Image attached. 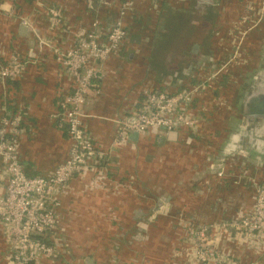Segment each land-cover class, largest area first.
Here are the masks:
<instances>
[{
  "label": "crops",
  "instance_id": "obj_1",
  "mask_svg": "<svg viewBox=\"0 0 264 264\" xmlns=\"http://www.w3.org/2000/svg\"><path fill=\"white\" fill-rule=\"evenodd\" d=\"M96 1L32 0L30 3H22L19 7L14 8L7 0H0V58L7 61L12 54L17 53L27 62L22 77L7 84L0 82V119L9 112H12L16 107L21 109L23 123H26L27 128L23 130V135L20 138L19 154L25 170L29 174L36 173L45 175L51 172L66 158L69 146L65 129L58 122L57 114L60 110L59 97L69 91L70 78L60 69L47 48H41L39 39L53 41L63 49L69 48L73 42V33L75 30L80 26L86 27L90 24L93 14L91 5L95 4ZM199 1H135L134 11L128 13L124 20L125 26L127 27V36L119 51L112 54L104 65V76L99 83L100 92L97 95L91 94L83 108L84 113L88 116V131L93 136L97 147L107 148L109 146L116 130L114 119L127 113L133 99L139 96L141 89L145 85L154 83V79H151L153 78V74L147 72L145 68V73H150H146L148 75L146 76L148 81L144 85H141L142 87L138 91L134 85L137 78L144 79L145 77H137V72L141 66L139 64L136 65V63L140 61L142 64H145L142 60L145 57L143 50L150 44L148 39L149 34L152 35V44L154 32L158 31L155 29L158 25V20L161 19V16L166 18L170 10L181 12L186 9L188 11L189 9L193 11L191 13L192 16H195L196 11H200ZM214 1V4L218 6V0ZM220 1L225 4L227 12H223V14L226 13V20L229 23L236 15L235 11L237 6L234 0ZM222 3L220 4L222 5ZM49 7L61 9L65 17V22L62 23V26L56 27L51 24L48 14ZM106 8L102 7L99 13L100 28L103 34L106 32L107 26L113 21L108 11L109 8ZM113 8L117 12L118 4L116 1ZM23 17L27 18L31 25L29 26L28 32L24 34L18 33L17 30V26L21 23ZM215 25H217L216 21ZM215 25L213 26L212 35L210 34L211 38L208 45L209 54H204L208 56L207 60L209 62L205 64L207 66L203 69L196 68L192 70L198 72L195 71L194 73L197 77L202 73L214 71L213 66L216 62L223 59V55L219 52L217 46V37L213 35ZM263 40L264 23L254 33L252 37L253 42L249 44V48L247 49L250 58L246 67L249 69L242 71L231 68L224 77L223 85L225 89H222V87L216 84L210 96L211 101L209 102L208 100V104L212 107L209 113L210 118L209 120L201 122L200 133L194 139L187 142L184 133L170 134L169 136L160 138L153 135L150 138L144 136L138 138L131 137L130 143L124 146L122 148L123 150H120L121 152L117 151L110 156L106 174L108 179L103 181V190H100L102 193L98 192L96 194L97 191L93 190V193L90 191L87 186L89 185L90 177L74 178L70 184V190H66L61 198V204L57 210V221L53 231L52 241H57L56 236L62 232L63 225L60 218H62L63 222H70L71 225L75 224L78 226L80 224L79 243H76L78 240H75L76 242L74 243L72 237L71 239L69 238V240L73 239L71 243L68 242L73 250V254L75 250L80 256L83 257L85 255L82 259L77 258L76 262L85 264L84 260L86 257H89L88 254L90 256L92 255L90 258H97L98 254L101 255L103 253L102 250H106V248L102 247L103 249H101L99 247V250L93 248L99 244V238L102 240V235L99 234L98 230L94 231L93 226H101V229L106 228L111 223L106 213L108 208L115 210L114 214L116 217H113L114 220L112 223L118 224V227L115 225L117 228L122 227V229L114 230L115 233L110 242L112 246H110V250L112 255L114 254L113 256L125 261L126 253L122 250H129L126 242L131 236L129 232L127 233L129 229L132 230L131 227H135L136 225L140 226L142 228L144 243L149 241L151 234L149 232L151 229H147L146 222L143 218L144 215L142 214L143 212L140 213L138 209L148 208L151 199V195L148 196V194H151L152 191L151 189H144L140 192L141 194L139 193L140 195H135L137 193L130 186H127L125 180L126 177L135 171L133 164H131L132 166L125 165L126 160L130 159L125 156L135 155V150L138 151L137 154L140 156V148L144 149V152H142L143 158H146L143 162L144 165L147 164L148 158H152L151 154L158 149L162 153L165 151L169 154L172 152L174 154L176 153L179 160L181 158L191 159L193 170H196L192 174H194L193 176L195 178L199 176L200 179L196 180V183L199 188H206V193L209 192V187L213 193L217 189L215 188L217 187L215 185L217 179L213 176L211 172L213 168H210L211 165L209 164H213L217 168L223 162L227 165L229 163L233 166L231 169H241L242 172H247L264 183V134L261 137L255 136L253 129L250 138L249 133L252 125H248L245 120V106L248 100L254 96L249 93V88L251 86L257 87L258 85L259 87H264ZM254 46L256 52H252ZM190 67L186 66L183 68L179 72L182 78L179 77L174 80L183 81L187 76H190ZM169 79H172V77ZM160 82L161 84H165L162 80ZM249 138L251 141L256 139V145L259 144L255 152L252 150L254 153L260 152V154H256V159H252L253 161L246 160L245 158L247 148L245 146H248ZM179 149L184 153H181ZM124 161L126 162L123 163ZM127 172L128 174H126ZM190 177L192 176L190 175ZM201 179H203V187L202 183H200L202 182ZM191 180L194 182V179ZM240 183L244 185L229 186L227 189H223V185L219 186L222 191L236 190L237 196H239V199H237L238 203L235 206L237 211L235 213L232 212L230 218L239 217V215L248 213L253 204L251 187L246 185L247 183L244 179ZM205 184H209V187L207 185L205 186ZM183 189L185 190V188ZM161 192L168 191L163 189ZM193 193L194 195H198L195 192ZM98 195L104 198L98 200ZM161 195H165L164 198L166 201L170 200V194L164 193ZM221 199L223 200L224 198H219V200L212 199L207 202H193L194 205L191 206L198 210L202 208L214 211L221 203ZM63 210L66 211L63 213ZM72 214H75L77 217L81 214V217H78L79 219L77 220ZM194 215L196 221L200 224L211 223V220H208V222L206 219H202L199 213H194ZM225 217H228V215ZM221 219L219 218L217 220L219 221ZM65 229L62 232L64 234H66ZM3 230L4 227L0 223V264H9V245ZM93 233H96L97 236H92L93 240L92 242L90 241L91 245L88 242V237ZM178 234L179 236L176 237L175 244H173L175 245L173 250L168 251L165 246L163 249L164 251L166 250L164 255H161L163 251L160 249L159 255L155 254L154 257H163L166 259L175 258L172 262L171 260H167V264L192 263L194 260V246L192 241L186 234H182V232H178ZM214 235L212 239L217 248L223 254L230 257L232 261L239 264H258L263 260V255L260 254L261 251L255 242L246 240L241 235L232 232L228 234L223 231H218ZM68 243L66 242V245ZM172 251L174 254H172ZM64 256L67 257L69 255L64 253ZM94 261L95 259H93V263ZM56 263V258L52 262L47 258H40L32 264ZM125 263L131 264L127 261Z\"/></svg>",
  "mask_w": 264,
  "mask_h": 264
},
{
  "label": "built area",
  "instance_id": "obj_2",
  "mask_svg": "<svg viewBox=\"0 0 264 264\" xmlns=\"http://www.w3.org/2000/svg\"><path fill=\"white\" fill-rule=\"evenodd\" d=\"M7 1L12 5L20 0ZM115 1L118 4L117 17L103 34L98 13L95 12L102 7H112ZM115 1L97 0L92 5L95 8L94 11L92 9L90 24L75 30L69 48L63 49L53 41L39 39L41 48H47L60 69L70 78L69 91L59 97L60 110L57 114L60 124L66 127L69 142L66 158L48 174L27 173L19 154L23 135L21 109L16 107L0 119V223L9 245V264H32L40 258L52 262L60 256L55 245L46 244L41 237L52 239L62 196L70 190L74 178L88 176V187L93 182V186L102 188L103 181L108 179L110 156L130 143L132 133H137V138L184 133L187 142L199 135L201 122L209 120L212 108L205 98L206 94L211 96L228 70L248 62L249 44L264 23V0H234L237 9L234 19L229 22L230 29L226 33V24L229 23L219 20V30L213 34L223 55V59L213 66L214 71L202 73L195 83H185L184 87L172 92L145 85L139 96L133 99L127 113L114 119L116 130L109 146L100 148L88 131V116L83 108L91 94H99L104 65L112 54L119 51L125 40V16L134 11L137 0ZM48 14L53 26H62L59 9L49 7ZM21 22L31 26L27 18L23 17ZM26 64V60L17 53L7 61L0 58V82L7 84L22 77ZM209 165L217 180L231 177L237 184L244 179L252 189L253 204L248 213L227 219L220 226L201 224L186 228L185 234L194 246V260L190 264H239L215 245L212 236L218 231L232 232L258 244L263 260L257 263L264 264V183L241 169L233 172L229 163L228 170L225 162L217 168ZM158 208L164 210L167 203L159 202ZM151 215L147 216L146 225L151 223ZM185 226L188 224L185 223ZM69 264L80 263L71 261Z\"/></svg>",
  "mask_w": 264,
  "mask_h": 264
},
{
  "label": "rangeland",
  "instance_id": "obj_3",
  "mask_svg": "<svg viewBox=\"0 0 264 264\" xmlns=\"http://www.w3.org/2000/svg\"><path fill=\"white\" fill-rule=\"evenodd\" d=\"M209 2L210 4L215 3V1L213 2V0H209ZM220 3H222V1L218 0V6L214 4V8H215L214 9L215 10L214 20L216 21L217 16H218V22H220L221 20L222 21L226 20V13L223 14V12H227L225 4L222 3V5H219ZM91 8L94 11L95 7L91 5ZM55 9L60 10V15L62 17V23H64L65 17L61 9L60 8H55ZM100 11L101 10L99 9L97 10V12H95V13H98L99 20H100L99 18ZM189 13H193V11L189 10L185 14H189ZM212 14L213 13L211 14L208 13L206 9L204 12H202V10L196 11L195 16H192L193 20H190V25L188 26V29H186L184 34L182 33V29H181L182 27H179L178 29L173 30L174 33H170V34L163 33L164 28L162 27V22L164 24L165 17L161 16V19L158 20V25L156 26L155 29L160 32L161 27H162V31L160 34L162 41L160 45L162 47L164 44L168 43V49L165 50L166 46H164V50H162L159 56L154 57L153 60H151V63H150L151 57L149 55L147 56L148 58L146 56L144 57V59L142 58L145 64H142L140 61L136 63V65L139 64L141 66L137 72V77L142 78L145 76L144 79L137 78L136 82L134 83L135 87H137V91L139 90V88L142 87L141 85H144L145 82L148 81V78L146 79V76H148L147 74H150V73L153 74V78H151L152 80L154 79L153 82H158V81L160 82L162 80L165 82L166 85L172 86L173 84L179 81V80L175 81L174 79L179 78V77L182 78L181 73L179 72L183 70V68H185L186 66H191L190 67L191 70L196 69V68H202V65L204 64L202 55H204L205 53L207 55L209 54L208 45H209V40L211 38L210 34L212 33V23L214 20L212 21L211 25H209L210 22H206V21H208L209 18L210 20H212ZM116 17H117V14H115L114 19H113V16L111 15V19L113 21L108 26L113 24ZM183 17L185 18L184 15ZM174 19L176 20V18ZM134 21L137 22L135 19ZM181 21H183V18ZM226 23H228L227 20H226ZM214 25L215 23L213 24V26ZM219 26H220L219 23L215 25V31L219 30ZM230 27H231L230 23L226 24V28H225L226 33L230 29ZM126 29L127 27H125V30ZM168 38H171L169 41L172 40V44L171 42L169 43L167 41ZM193 44H197L199 46L198 51L195 53L191 52V47L193 46ZM151 51L153 53L154 49H152ZM156 51H161V50L158 49ZM184 52H186L187 55L184 54ZM252 52H256L255 46ZM207 59L205 61V64L209 62ZM145 68L147 69V72H150V73L146 72L147 73L146 74ZM170 77H172V79H169ZM205 98L211 101L210 93H207ZM135 151H136L135 155H130L131 157L127 155L125 156L126 158H130V159L126 160L127 162L124 161L123 163L126 162L125 163L126 166L128 165L132 166L131 164L135 166L134 173L126 177L125 180H126L127 186H130L132 190H134L135 193H137L135 195H140L141 194L140 192L144 189H147V190L151 189L152 193L148 194V196L151 195V199L149 198L150 204L148 208L138 209V211L140 213L143 212L142 214L144 215L143 216L144 221H146L147 216L149 214H152L153 218H152L151 223L146 225L148 230L151 229V231L149 232L151 233L150 239L147 243H144V237H142L143 235L142 228H140V226L136 225L135 227H131L132 230L129 229L127 231V233L129 232L131 236L129 240L126 242L129 247V250H122L126 253L125 261L130 262L131 264H167L166 263L167 260L168 261L171 260L172 262V260H175V258L166 259L163 257L157 258L154 256L155 254L159 255L160 249H162L163 251L161 252V255L163 256L166 251V250L165 251L163 250L165 246L167 247L168 251L171 249L173 250V247H175V245L173 244H175L176 237L179 236L178 232L179 233L182 232V234L183 233L185 234L186 228L190 226L201 225L199 222L196 221L194 213H197V214L199 213V216L202 219H206V221L211 220L210 221L211 223H208L209 225L220 226L221 223L224 222L225 220L227 219L230 220V217L232 216L231 215L232 212L235 213L237 211L235 206H236V203H238L237 199H239V196H237L236 190L222 191L220 188H218L219 187L218 186V187H215L217 189H216V192L213 193L212 189L208 186L209 184H205V186L207 185L209 187L208 189L209 192L206 193L205 192L206 188H199V186L196 183V180H199L200 178L199 176L195 178V176H193L194 174H192L196 170H193V166H192L193 163L191 159L181 158V160H179L176 153L174 154V152H172L169 154V153H166V151L162 153L161 150L158 149L157 151L151 154L152 158H148L147 164L144 165L143 162L144 160H146V158L145 159L143 158V154H142V152H144V149L143 148L139 149L140 156L137 154L138 151L137 150ZM119 152L121 151L119 150ZM180 152L184 153L181 150ZM126 174H128V172ZM190 175L192 177H190ZM191 179H194L196 186L192 185L194 184V182ZM201 181L202 182L200 183H202V187H203V179H201ZM93 185H95V183L92 182L91 186L89 187L92 193H93V190L97 191L96 194L98 192L102 193V191H100V190H103L102 188L98 186L95 187ZM230 186H234V185H230ZM183 188H185V190L187 191L185 192ZM163 189L168 192L162 193L161 191H163ZM192 191L198 195H194ZM164 193L170 194L169 201H166V199L164 198L165 195H161ZM153 196L154 198H152ZM223 197L226 199L221 200V203L218 205L217 209H215L214 211H210V210L202 209V208L198 210L196 208H192L191 206V205H194L193 202L195 203L207 202V201H211L212 199L219 200L218 198H223ZM100 198L103 199L104 197L98 195L97 199L100 200ZM161 201L167 203V208H165L164 210H160L158 208L159 202ZM65 211L66 210H63V213ZM114 212L115 210H112V208H108L106 213L108 214L107 217L109 218L111 223L108 224L106 228L100 229L101 226H93L94 231L98 230L99 234L102 235V240L99 238V242H98L99 244L97 245L93 244L95 245V247L93 248H96V250H99V247H101V249L106 248V250L105 249L102 250L103 253L101 255L98 254L97 258L92 257V259H95L94 263L92 264H126L125 261H123L119 257L113 256L114 254L112 255V252L110 250V246H111L110 242H111L113 234L115 233L114 230L122 229V227L117 228L118 224L112 223V221L114 220L113 217H116ZM131 215H132V212H131ZM227 215L228 217H225ZM72 216L78 220L81 217V214L78 216L79 218L75 214H72ZM219 218L220 219L222 218V219L218 221L217 219ZM60 219L63 225L62 232H64V228H66L65 229L66 234L60 232L58 236H56L57 241L55 242L53 241V245H55L56 251L60 254V256L56 258V261H57L56 264H69V262L71 261H77V258L82 259L83 257H85V255H83V257L80 256V254L75 250L73 254L72 253L73 250L71 249L70 244H69L71 243L73 239H74L73 240L74 243L76 242L75 240H78L76 243H79V238H80L79 233L81 230V225L80 224H78V226L75 224L71 225L70 222L68 221L63 222L62 218ZM184 222L187 223L188 226H185ZM63 234H64V238H63ZM93 235L97 236L96 233L89 235L88 242L90 244L93 240L92 239ZM137 235H139V238L137 237ZM71 237L73 239L69 240V238L71 239ZM65 241L67 243L69 242L68 245H66ZM63 250H64V253L69 256L65 257ZM172 254H174L173 251H172ZM88 256L91 257L92 255L90 256L88 254Z\"/></svg>",
  "mask_w": 264,
  "mask_h": 264
},
{
  "label": "trees",
  "instance_id": "obj_4",
  "mask_svg": "<svg viewBox=\"0 0 264 264\" xmlns=\"http://www.w3.org/2000/svg\"><path fill=\"white\" fill-rule=\"evenodd\" d=\"M209 0H200L199 2H200V10H202V12H204L205 11V9L207 10V12L208 13H213L212 14V20H210V18H209V20L208 21H206V22H210L209 23V25H211V23H212V21L214 20V4H210V2H208ZM30 2H32V0H20L19 2H17V3H14V4H12L11 6H13L14 8L15 7H19V5L20 4H22V3H30ZM211 5V6H210ZM108 8V7H107ZM106 8V9H107ZM108 11H109V13H110V16L112 15L113 16V19H114V17H115V14H117L116 13V11L114 10V8H113V6L111 7V8H109L108 9ZM188 11H189V9H188ZM187 11V9L185 10V11H181V12H178V11H174V10H170L169 12H168V15L166 16V18H165V21H164V24L162 25V27L164 28V32L163 33H165V34H170V33H174V31L173 30H175V29H178L179 27H182L181 29H182V33L184 34L185 33V31H186V29H188V26L190 25V20H192L191 18H192V14L191 13H189V14H185L186 12H188ZM184 12V13H183ZM183 15L185 16V18L183 17ZM174 18H176V20L174 19ZM182 18H183V21H181L182 20ZM178 20V21H177ZM215 23V20L213 21V23H212V32H213V24ZM216 23L218 24V16H217V20H216ZM162 27H161V31H162ZM211 27V26H210ZM166 30V31H165ZM161 31L159 32V31H157V32H154V35H153V41H152V44H151V40H152V35H150L149 34V36H148V39H149V41H150V44L149 45H147V47H146V49L145 50H143V52H144V55L147 57L148 55L151 57L150 58V63H151V60H153V58L154 57H157V56H159L160 55V53L162 52V50H164V46H166L165 47V50H167L168 49V43H166V44H164L162 47H161V41H162V38L160 37V34H161ZM159 32V33H158ZM142 35V34H141ZM211 35H212V33H211ZM209 37V36H208ZM171 38H168V42L170 43L171 42V44H172V40L171 41H169ZM173 39H175V38H173ZM153 47V48H152ZM152 49H154V52L152 53ZM158 49H160L161 51H156V50H158ZM142 52V53H143ZM165 52V51H164ZM220 52V51H219ZM221 53V52H220ZM202 57H203V55H202ZM205 58L207 59L208 58V56H206V55H204V57L202 58V59H204V64L202 65V69L206 66L205 65ZM246 65H247V63L245 64V65H242V66H240V67H238V68H236V69H238V70H242V71H244V70H246L247 71V69H249L248 67H246ZM164 68V67H163ZM252 69V68H251ZM189 71H191V72H189V74H191L190 76H187L186 77V79H184L183 81L182 80H180L178 83H175L174 85H172V86H168V85H165V84H161V82H154L153 84H151L152 86H158L160 89H163V90H167V91H170V92H172V91H176V90H178L179 88H182V87H184V85H185V83H195L196 81H197V75H194V73H195V71L196 70H194V71H192L191 69H189ZM197 72V71H196ZM198 73V72H197ZM188 74V75H189ZM224 77H225V75L224 76H222V78L220 79V81L218 82V86L219 87H222V89H225V87H224ZM23 122V121H22ZM59 122V121H58ZM60 123V122H59ZM22 125V127H23V130L25 129V128H27L26 127V123L24 122V123H22L21 124ZM62 125V127L65 129L66 127H65V125L64 124H61ZM65 132H66V130H65ZM67 135V134H66ZM69 145V144H68ZM30 169V168H29ZM31 170V169H30ZM227 170H228V165H227ZM233 172H238V170H236L235 168L233 169ZM253 174V173H252ZM260 182H262L261 180H259ZM229 184H231V185H234V186H239V185H244V184H242V183H234L233 182V178H231V177H228V178H222V179H220V180H217L216 182H215V185L218 187V186H220V185H223V189H227L230 185ZM195 185V183L193 184V186ZM246 185H248V183L246 184ZM249 186V185H248ZM219 188V187H218ZM221 189V188H220ZM251 193H252V198H253V192H252V190H251ZM224 198V197H223ZM219 199V198H218ZM224 199H226V198H224ZM222 200V199H221ZM239 216H241V215H239ZM41 239L46 243V244H52L53 243V241H52V239L51 238H49V236H42L41 237Z\"/></svg>",
  "mask_w": 264,
  "mask_h": 264
},
{
  "label": "flooded vegetation",
  "instance_id": "obj_5",
  "mask_svg": "<svg viewBox=\"0 0 264 264\" xmlns=\"http://www.w3.org/2000/svg\"><path fill=\"white\" fill-rule=\"evenodd\" d=\"M191 19H193V18H191ZM262 45L264 48V40H263ZM194 47L195 46L193 44V46L191 47V52H193V53L198 51V47L197 48H194ZM263 52H264V49H263ZM184 54L187 55L186 52H184ZM249 93L254 95L252 98L249 99L250 101H251V99H253V100L251 102L248 100V102L245 106V109H246V114H245L246 119L245 120H246L248 125H252L250 128L249 137H250V134L252 133L253 129H254V133H255L254 135L261 137L264 134V87L263 86L259 87V85L257 87L251 86L249 88ZM250 111H252V112H250ZM259 126H261V128H259ZM257 129H259V130H257ZM250 138L248 141V146H245V147H247L246 148L247 152L245 151V155H246L245 158H246V160L253 161L252 159L257 158L256 154H260V152L254 153L255 149L258 148L257 146H259V144L256 145V143H257L256 139L251 141ZM252 150H254V152H252Z\"/></svg>",
  "mask_w": 264,
  "mask_h": 264
},
{
  "label": "water",
  "instance_id": "obj_6",
  "mask_svg": "<svg viewBox=\"0 0 264 264\" xmlns=\"http://www.w3.org/2000/svg\"><path fill=\"white\" fill-rule=\"evenodd\" d=\"M17 30H18V33H26V32H28V30H29V25H27V24H25V23H23V22H21L20 24H18V26H17ZM194 48H197L198 47V45L197 44H194ZM195 51V50H194ZM195 53V52H194ZM131 137L132 138H137V133H132L131 134ZM165 200V199H164ZM140 235V234H139ZM139 235H137V237L139 238ZM84 262H85V264H92L93 263V259L92 258H90V257H86L85 258V260H84Z\"/></svg>",
  "mask_w": 264,
  "mask_h": 264
}]
</instances>
